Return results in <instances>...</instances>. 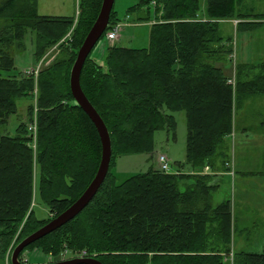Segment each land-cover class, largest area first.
I'll list each match as a JSON object with an SVG mask.
<instances>
[{
    "label": "trees",
    "instance_id": "trees-1",
    "mask_svg": "<svg viewBox=\"0 0 264 264\" xmlns=\"http://www.w3.org/2000/svg\"><path fill=\"white\" fill-rule=\"evenodd\" d=\"M102 2L80 0L74 27L73 18L39 15L37 0H0V264L13 242L14 248L73 205L99 170L101 138L87 114L72 105L70 74ZM153 3L156 22L147 48L110 45L104 66L90 56L82 70V90L112 143L104 183L80 215L26 251H39L53 262L86 251L102 264H230L225 259L233 251V264H264V251L233 248L232 202L213 204L214 175L194 174L207 166L227 172L237 111L248 98L264 95V64H237L235 88L228 84L224 66L234 44L222 35L221 22L239 20L238 30L253 29L264 23V14L245 0H137L129 13L145 11L138 20L150 22L145 8ZM117 23L112 11L103 37ZM28 30L36 34L37 61L60 44L37 79L18 77L14 67L12 50L22 46ZM35 90L36 151L26 122L15 135L6 130L18 112L17 100L34 97ZM166 110L185 114L184 165L192 173L179 166L180 175L151 169L119 183L114 173L119 157L152 154L155 132L175 129ZM33 114L31 105L27 118ZM36 196L48 206L47 219L35 217Z\"/></svg>",
    "mask_w": 264,
    "mask_h": 264
},
{
    "label": "rangeland",
    "instance_id": "rangeland-1",
    "mask_svg": "<svg viewBox=\"0 0 264 264\" xmlns=\"http://www.w3.org/2000/svg\"><path fill=\"white\" fill-rule=\"evenodd\" d=\"M79 1L80 0H37V12L42 16L52 17H68L73 18L74 21L77 19L79 14ZM246 6L250 9H254L255 12L264 14V0H245ZM137 4V0H115L113 11L123 26L120 32L119 38L110 42L106 36L97 44L93 51V57L99 58L101 52L106 50L110 45H118L127 48L142 49L147 48L150 43V32L151 25L156 22V9L153 4L146 6L145 9H149L151 21L140 22L138 18L145 14L144 12H130L129 9ZM253 20V19H252ZM254 21V20H253ZM221 33L224 37L231 36L233 38L234 53L231 62H228L225 66L227 67L226 72L229 71V75L232 76L234 73V65L236 64H252L262 65L264 64V23L253 29H241L238 30L237 26L226 21L221 23ZM2 25H0V30ZM36 34L32 30H28L22 42V46L12 50L14 58L15 72L19 75L18 77H24L30 75L29 72L35 70L40 62H42V68L49 65L55 57L58 55L59 45L54 46L50 49L44 57L37 61L35 57L37 47ZM100 64L104 65L103 61ZM15 74H13L14 76ZM17 76V75H16ZM38 77V76H37ZM35 79H37L35 77ZM35 108L34 97L20 98L17 100L18 112L13 115L6 126V130L10 135H15L19 123L26 122L27 126L30 120L27 118V110L29 106ZM260 110H256L252 113H258ZM166 113L173 115L176 126L175 129L164 128L158 130L154 134V150L152 154H130L124 155L118 158L117 166L114 170L118 182L125 181L130 176L138 173H146L151 169H158L157 157L158 155H166V157L172 161L175 167L179 166L185 173H192V170L185 166L186 156V141H187V127L185 114L183 112L171 113L166 110ZM239 114V113H238ZM5 132V129H2ZM230 156H234V144L232 140L228 141ZM184 165V166H183ZM183 166V167H182ZM174 167V166H172ZM229 180L226 178L225 182L219 190L214 193L213 204L218 205L226 200H232L233 191L227 183ZM190 183V181H188ZM33 209L35 217L43 220L49 217L48 206L41 200L40 197L36 196L33 203ZM11 245L9 251L6 254L4 264H11L10 259L13 251ZM15 248V247H14ZM255 252H260V247L251 249ZM36 252H26L24 259L28 260L30 264H40L53 262L51 257L44 256ZM73 258L70 253H66L61 259Z\"/></svg>",
    "mask_w": 264,
    "mask_h": 264
},
{
    "label": "crops",
    "instance_id": "crops-1",
    "mask_svg": "<svg viewBox=\"0 0 264 264\" xmlns=\"http://www.w3.org/2000/svg\"><path fill=\"white\" fill-rule=\"evenodd\" d=\"M226 22L236 26L235 21ZM226 73L229 75V71ZM256 110L260 112L252 113ZM230 140L234 144L231 163L235 174L231 176L217 165L212 175L217 190L227 178L233 191L232 213L237 223L233 248L255 252L251 249L260 247L264 251V95L243 103L235 116Z\"/></svg>",
    "mask_w": 264,
    "mask_h": 264
},
{
    "label": "water",
    "instance_id": "water-1",
    "mask_svg": "<svg viewBox=\"0 0 264 264\" xmlns=\"http://www.w3.org/2000/svg\"><path fill=\"white\" fill-rule=\"evenodd\" d=\"M115 0H103L100 12L94 22L92 28L86 35L83 44L81 45L76 60L73 64L70 74V89L73 96L72 105L80 107L87 116L91 119L93 124L96 126L99 136L102 142V160L100 163L99 170L88 186L86 191L82 196L71 205L65 212H63L58 217L52 219L46 225L38 229L36 232L32 233L30 236L22 240L12 251L10 262L11 264H28L21 260L20 255L32 244L36 243L45 236L57 231L62 228L72 220H74L78 215H80L87 206L94 199L98 193L100 187L104 183L109 169L112 158V143L108 128L106 127L104 121L90 103L86 95L84 94L81 87V74L83 67L87 59L91 56L93 57V51L96 48L99 41L102 39L104 33L107 31L111 14L114 9ZM104 54L103 50L99 58H95L96 61L100 64V61L104 63ZM102 65V64H100ZM104 66V65H102ZM47 264H102L99 260L93 257L86 258H70L58 262L47 263Z\"/></svg>",
    "mask_w": 264,
    "mask_h": 264
},
{
    "label": "built area",
    "instance_id": "built-area-1",
    "mask_svg": "<svg viewBox=\"0 0 264 264\" xmlns=\"http://www.w3.org/2000/svg\"><path fill=\"white\" fill-rule=\"evenodd\" d=\"M153 5H155V3H153ZM77 22V19L75 21V24ZM235 24H238V21H235ZM123 26L120 23H117L115 25L112 26V28L109 30V32L107 33L106 37L110 42H114L116 41L119 36H120V32L122 30ZM71 32L66 36V38H70ZM65 38V39H66ZM63 42V41H62ZM233 58V56H231ZM42 68V62H40L39 66L29 72L30 75H34L36 78L39 75L40 69ZM228 84H230L231 86H233V88H235V84H236V71L234 69V73L231 76V78L228 80ZM34 99H35V108H34V114L32 117V120H30V123L27 127L28 130V136L31 138V146L34 149V151H36L37 149V137H38V115H37V90L34 91ZM157 164H158V169L166 174H174V175H180L184 172H182V170L180 168L175 167V165H173L172 161H170L166 155H158L157 157ZM174 166V167H172ZM228 173L233 176L234 173V169L232 168V163L229 162L226 165ZM194 174H201V175H209V174H213L211 172L210 167H205L204 171L201 172H194ZM66 254V253H65ZM64 254V255H65ZM63 255V256H64ZM62 256V257H63ZM87 256V252L83 251L80 255H78L77 257L80 258H84ZM228 262H230V264L234 263V252L232 251L229 256L226 257V259Z\"/></svg>",
    "mask_w": 264,
    "mask_h": 264
},
{
    "label": "flooded vegetation",
    "instance_id": "flooded-vegetation-1",
    "mask_svg": "<svg viewBox=\"0 0 264 264\" xmlns=\"http://www.w3.org/2000/svg\"><path fill=\"white\" fill-rule=\"evenodd\" d=\"M25 251H26V250H25ZM26 252H28V251H26ZM26 252H25V253H26ZM25 253H24V255H25Z\"/></svg>",
    "mask_w": 264,
    "mask_h": 264
}]
</instances>
